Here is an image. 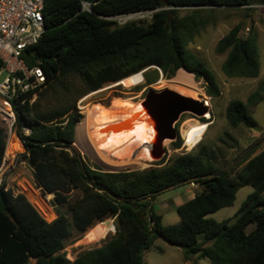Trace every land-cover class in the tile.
Wrapping results in <instances>:
<instances>
[{"label":"trees","instance_id":"obj_1","mask_svg":"<svg viewBox=\"0 0 264 264\" xmlns=\"http://www.w3.org/2000/svg\"><path fill=\"white\" fill-rule=\"evenodd\" d=\"M260 2L264 5V0ZM250 4V0L44 1L46 30L23 57L27 66L42 67L47 86L32 104L14 101L15 132L25 148L18 162L28 163L36 187L54 196L51 203L58 217L47 221L24 194L3 184L0 264L32 260L35 264H147L143 254L158 238L183 248L187 261L196 257L210 264H264V149L259 154L251 151L230 170L216 166L215 153L203 146L149 168L112 172L88 165L74 147L76 127L84 117L79 101L140 73L146 84H153L158 70L172 79L184 69L204 82L209 97H220L216 76L189 45L209 24L204 13ZM151 10L157 11L150 20L123 25L114 20ZM184 10L189 12L182 15ZM240 41L236 27L218 43L219 53L228 52L224 73L231 78H258L257 39L254 34L246 39L245 54ZM151 68H156L154 74L146 72ZM258 96L253 94L249 103H256ZM226 118L233 128L258 127L248 105L240 100L228 104ZM202 121V125L209 122ZM6 139L0 126V169ZM172 146L181 148V138ZM188 182L200 184L202 191L177 207L178 223L165 225L153 203L160 193ZM246 186L254 192L234 217L223 222L208 218L234 206L237 193ZM109 218L115 219L112 238L69 260L64 249L74 231L85 233Z\"/></svg>","mask_w":264,"mask_h":264},{"label":"rangeland","instance_id":"obj_2","mask_svg":"<svg viewBox=\"0 0 264 264\" xmlns=\"http://www.w3.org/2000/svg\"><path fill=\"white\" fill-rule=\"evenodd\" d=\"M250 3L249 6H243L237 10L222 9L204 13L209 24L199 33L194 42L189 45V50L204 60L206 65L214 73L221 88V95L218 98L209 97L206 93L204 82H197L194 75L191 73L195 83L198 84L201 90V93L197 94L196 100L202 101L204 105L208 104L210 106L208 107L210 111L203 117L209 122L202 125L201 123L204 124L202 118L191 114H184L176 124V129L178 131L177 139L179 137L181 138L182 146L184 144V139L192 147L199 142L192 150H196L203 146L207 147L216 155V166L226 170H230L238 163L242 164L251 151H256L257 153V151L264 148V5L260 0H250ZM188 12V10H184L182 15ZM114 20L119 25L125 23L123 18H115ZM128 22H130V20ZM236 27L240 28L241 40L246 41L252 34H254L257 39L261 62L260 75L258 78H231L224 73L223 66L227 60L228 52L219 53L217 51V46L218 43ZM155 71L156 68H151L146 72L148 74H154ZM158 72V80L152 84V88L157 91L174 89L177 92V89L171 87V82L175 77L167 79L161 70H158ZM3 78L0 82L3 81ZM148 90L150 89L146 88V79L144 80L143 74L140 73L126 81L92 92L83 97L78 103V108L84 116L81 122L86 118L88 111L96 105L110 108L113 107L115 102L119 99H128L130 100L127 101L129 103L141 104ZM256 93L259 94L257 97L258 101L256 103H249V98ZM185 96L191 97L189 95ZM233 100H240L248 105L250 114L258 122V127L256 129H249L244 125L233 128L229 124L226 118V109L228 104ZM6 135V149L13 136L20 142L21 149L11 157L5 155L3 165L0 169V187L6 184L7 189H11L15 193L25 194V184L29 183L41 193V190L36 187L33 168L26 162H18V156L25 152L20 138L15 131H13L11 135ZM172 143L173 142L168 141L163 145L165 155H163L161 160H169L175 154L180 153L174 150ZM74 147L88 165L93 168L112 171L99 164L89 154L80 151L75 144ZM182 152H185V150ZM160 161H155L153 157V161L142 162L141 165L124 168L118 171L128 169L142 170ZM194 183L197 186L196 188L193 187L192 182H188L168 189L157 196L153 203L154 210L156 213L163 216L165 225L178 223L179 216L177 207L187 200H190L193 195H197L202 191L201 185L196 182ZM253 192L254 188L252 186L242 188L237 193V200L234 206L211 214L208 218L223 222L234 217L247 197ZM53 197V195L46 197L53 216L50 217L47 212H42L49 222L58 217V214L55 212V207L51 203ZM61 211L65 213L64 209H61ZM115 232V219L111 218L94 225L85 233H80L75 230L74 234L67 239L64 252L67 258L73 261L82 252L100 247L105 241L111 239ZM143 259L147 264H210L208 260L199 261L196 257L187 261L183 248L171 245L162 238H158L154 245L144 252ZM30 264H35V261L32 260Z\"/></svg>","mask_w":264,"mask_h":264},{"label":"bare ground","instance_id":"obj_3","mask_svg":"<svg viewBox=\"0 0 264 264\" xmlns=\"http://www.w3.org/2000/svg\"><path fill=\"white\" fill-rule=\"evenodd\" d=\"M171 84L179 93L195 99L201 93L191 73L184 69L178 71ZM75 145L105 168L118 171L153 161L149 147H158V142L142 105L119 99L111 108L96 105L88 111L86 118L77 124ZM20 149V142L13 136L5 155L11 157ZM25 194L43 217L42 212L53 216L39 190L28 183Z\"/></svg>","mask_w":264,"mask_h":264},{"label":"built area","instance_id":"obj_4","mask_svg":"<svg viewBox=\"0 0 264 264\" xmlns=\"http://www.w3.org/2000/svg\"><path fill=\"white\" fill-rule=\"evenodd\" d=\"M44 1L0 0V80L4 77L0 82V126L9 135L15 131L17 122L14 101L21 99L22 103L32 104L47 86V77L42 67L27 66L23 57L25 50L36 45L46 30ZM156 11L137 12L116 18H123L125 23L129 20L141 22L152 19ZM197 144L192 147L184 139L183 146L176 151L180 154L188 153ZM192 183L196 188L195 183Z\"/></svg>","mask_w":264,"mask_h":264},{"label":"water","instance_id":"obj_5","mask_svg":"<svg viewBox=\"0 0 264 264\" xmlns=\"http://www.w3.org/2000/svg\"><path fill=\"white\" fill-rule=\"evenodd\" d=\"M246 46V41L241 40L240 50L242 54H245ZM143 79L145 80L144 74ZM141 105L147 113L150 123L153 124V129L156 133L158 147H149L155 161H160L162 159L164 155L163 145H165L166 142H175L177 140L178 131L176 129V124L184 114H191L203 118L204 115L210 111L208 106L204 105L202 101L185 96L171 89H164L162 91H157L155 89L148 90ZM0 196L2 197V193H0ZM41 196L43 199L47 197L42 191ZM46 201L48 204V200ZM142 252H144V249Z\"/></svg>","mask_w":264,"mask_h":264},{"label":"flooded vegetation","instance_id":"obj_6","mask_svg":"<svg viewBox=\"0 0 264 264\" xmlns=\"http://www.w3.org/2000/svg\"><path fill=\"white\" fill-rule=\"evenodd\" d=\"M146 88H147V89H153V88H152V84H146ZM164 155H165V154H164Z\"/></svg>","mask_w":264,"mask_h":264},{"label":"crops","instance_id":"obj_7","mask_svg":"<svg viewBox=\"0 0 264 264\" xmlns=\"http://www.w3.org/2000/svg\"><path fill=\"white\" fill-rule=\"evenodd\" d=\"M263 149H264V148H263ZM263 149H262V150H263ZM262 150L257 151V153H255V154H259ZM194 197H195V195H193V196L191 197V199L194 198Z\"/></svg>","mask_w":264,"mask_h":264}]
</instances>
